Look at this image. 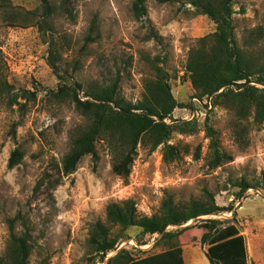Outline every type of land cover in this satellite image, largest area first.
I'll use <instances>...</instances> for the list:
<instances>
[{
  "label": "rangeland",
  "instance_id": "obj_1",
  "mask_svg": "<svg viewBox=\"0 0 264 264\" xmlns=\"http://www.w3.org/2000/svg\"><path fill=\"white\" fill-rule=\"evenodd\" d=\"M52 29L37 25L41 0H0V257L11 263L7 218L17 216L14 232L29 234V264H107L117 253L140 258L180 247L183 264H210L201 232L234 223L245 241V264H264V122L253 111L238 118L224 104L192 86L185 64L196 39L221 25L188 0H145L147 14L136 18L132 0H50ZM233 32L238 45L257 62L264 61V0H232ZM47 24V25H48ZM150 25L161 35L148 37ZM92 26V27H91ZM90 34L92 40L85 37ZM168 76L177 101L165 121L190 130H172L151 148L149 137L138 142L126 178L111 169L108 141L98 138L99 159L93 169L83 155L67 174L61 160L88 119L68 95H54L61 83L81 87L109 84L120 75L119 92L136 102L144 81L155 78L153 64ZM249 83L258 87L257 76ZM243 81V80H240ZM236 87L235 85H231ZM31 91V92H27ZM33 93V94H32ZM214 132L221 156L206 127ZM167 145H171L167 147ZM14 148L19 161L8 166ZM168 153L166 156L165 152ZM250 186L244 190L240 182ZM205 190L221 207L186 222L167 226L171 235L143 232L136 225L110 224L114 248L104 254L88 243L91 225L106 221L109 201L131 198L139 214H157L169 196L179 207L206 201ZM121 258V257H120Z\"/></svg>",
  "mask_w": 264,
  "mask_h": 264
},
{
  "label": "trees",
  "instance_id": "obj_2",
  "mask_svg": "<svg viewBox=\"0 0 264 264\" xmlns=\"http://www.w3.org/2000/svg\"><path fill=\"white\" fill-rule=\"evenodd\" d=\"M144 1L132 0L131 10L136 18H143L147 14ZM188 1L199 12L207 14L219 23L223 29V34L212 31L198 37L195 45L189 48L185 67L189 71L192 86L201 89L207 97H214L215 102L224 104L238 118L246 117L252 109L254 122H264V86L258 87L249 83L250 76L256 75L255 81L264 85V61L256 63L238 45L231 18L232 0ZM53 11L54 6L50 0H41V17L37 20V25L42 33L46 28L52 29L47 19ZM146 35L156 40L162 38L151 25ZM85 38L92 40L93 37L87 34ZM153 68L156 77L145 79L143 97L136 102L126 100L120 94L119 73L109 84L96 85L91 90H86V98H81L77 94V88L81 87L78 81H74L75 86L61 83L56 91L53 90L54 95H68L76 109L88 119L86 126L73 137L70 150L62 157L61 170L64 174L72 172L85 154H90L93 169L96 168L99 159L96 141L104 137L114 155L112 171L126 178L138 142H145V137H149L150 147L155 148L172 130H190L165 121V117H169L172 109L177 106V101L170 92L166 71L157 63L153 64ZM206 131L214 151L213 164L217 165L221 156L229 155L218 149L217 141L212 136L214 130L207 126ZM170 146L167 145L171 148ZM167 153L168 151L164 155ZM20 157V150L14 148L9 156L8 166L15 165ZM249 186L244 180L240 182L241 190ZM205 193L206 201L194 200L181 207L167 196L161 201L159 213L150 215L139 214L135 201L131 198L109 201L105 207L106 221L96 220L92 223L88 243L93 251L102 254L113 249L116 237L109 235L110 224L136 225L143 232L171 235L174 232L166 229L168 225H179L190 218L221 209L215 203L213 195L206 190ZM17 218V216L7 218L11 246L9 264H29V234L27 230L21 233L14 232V222ZM210 221L211 230L201 232L200 236L201 241L207 243L206 255L210 264H245V241L236 224L228 223L217 227L214 219ZM0 264L7 262L0 257ZM39 264L48 263L43 261ZM107 264H183V260L180 247L174 246L140 258L125 259L117 253L108 258Z\"/></svg>",
  "mask_w": 264,
  "mask_h": 264
}]
</instances>
